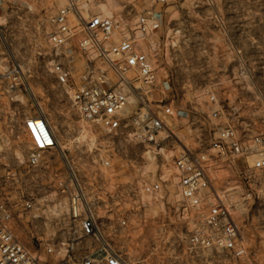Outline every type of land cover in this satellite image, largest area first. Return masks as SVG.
<instances>
[{"label":"rangeland","instance_id":"1","mask_svg":"<svg viewBox=\"0 0 264 264\" xmlns=\"http://www.w3.org/2000/svg\"><path fill=\"white\" fill-rule=\"evenodd\" d=\"M62 3L0 0V53L23 72L21 83L0 97V199L11 209L17 238L43 261L56 264L63 259L57 244L67 240L69 218L67 194L58 183L67 180L71 165L83 205L131 264H264V169L247 171L251 157L236 163L219 157L211 170L212 185L241 228L247 252L237 257L188 246V228L175 215L179 196L174 167L183 150L208 149L225 123L246 136L264 133V0H171L166 5L92 0V11L129 22L145 9L162 14V28L147 41V47L153 41L157 47L151 52L157 80L152 94L186 112L165 116L160 144L149 148L124 140L112 143L100 126L81 120L69 87L59 85L48 71L52 49L47 17ZM89 60L94 70L88 72V82L104 78L100 85L113 86L116 75L94 56L77 59L75 83H82ZM129 101L132 112L135 98ZM215 109L219 113L213 116ZM38 114L47 116L59 145L31 166L30 136L23 123ZM102 159L110 165L101 164ZM160 175L158 197L138 195L144 182ZM27 202L33 207L27 208ZM123 217L125 227L119 225Z\"/></svg>","mask_w":264,"mask_h":264},{"label":"built area","instance_id":"2","mask_svg":"<svg viewBox=\"0 0 264 264\" xmlns=\"http://www.w3.org/2000/svg\"><path fill=\"white\" fill-rule=\"evenodd\" d=\"M62 1L56 12L47 17L50 30L46 37L52 49L48 71L59 85L69 87L80 119L100 126L112 143L124 140L148 148L160 144L158 137L165 130L164 117H179L186 112L167 104L164 98H153L152 89L157 80L151 52L157 47L156 41L147 47V41L162 28L161 12L145 9L129 22L92 11L89 7L92 0ZM145 1L166 5L171 0ZM89 56L102 60L116 75L113 86L100 85L104 78L100 83L88 82V72L94 70L90 60L85 65L82 83H75L77 59ZM22 75L21 67L5 61L0 53V97L17 87ZM164 86L169 87L168 81ZM131 96L135 98V109L128 112ZM210 98L213 100L214 96ZM218 113L215 109L212 114ZM23 124L31 144L27 162L38 166L45 152L59 145L57 134L45 114L26 117ZM36 130L40 132V140ZM219 157L234 163L251 157L252 163L247 161L245 167L247 171L264 169V133L246 136L234 124L225 123L214 133L208 149L183 150L174 159L179 196L175 215L188 228L186 241L191 249H215L241 257L247 249L241 239L240 225L230 205L212 185L211 170ZM101 164L109 166L110 161L102 159ZM162 176L144 182L138 188V195L158 197L162 192ZM58 186L61 193L67 194L69 223L67 240L57 244L64 257L56 264H131L103 235L91 209L83 205V191L71 165L67 180L59 181ZM26 207L32 208L33 204L27 202ZM12 219L9 205L0 199V264H51L17 238ZM119 225L125 227L127 219L121 218ZM48 251L52 252L53 248Z\"/></svg>","mask_w":264,"mask_h":264},{"label":"bare ground","instance_id":"3","mask_svg":"<svg viewBox=\"0 0 264 264\" xmlns=\"http://www.w3.org/2000/svg\"><path fill=\"white\" fill-rule=\"evenodd\" d=\"M38 124L40 125L41 129H43V128H42V124H41V123H38ZM42 132H44V130H42ZM35 133H36L37 138L40 140L41 135H40L39 130H36ZM32 136H33V134H32Z\"/></svg>","mask_w":264,"mask_h":264}]
</instances>
